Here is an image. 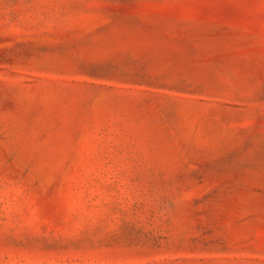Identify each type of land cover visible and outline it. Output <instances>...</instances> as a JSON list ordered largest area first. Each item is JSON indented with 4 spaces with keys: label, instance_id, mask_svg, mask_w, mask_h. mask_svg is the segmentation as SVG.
Instances as JSON below:
<instances>
[{
    "label": "rangeland",
    "instance_id": "obj_1",
    "mask_svg": "<svg viewBox=\"0 0 264 264\" xmlns=\"http://www.w3.org/2000/svg\"><path fill=\"white\" fill-rule=\"evenodd\" d=\"M0 264H264V0H0Z\"/></svg>",
    "mask_w": 264,
    "mask_h": 264
}]
</instances>
